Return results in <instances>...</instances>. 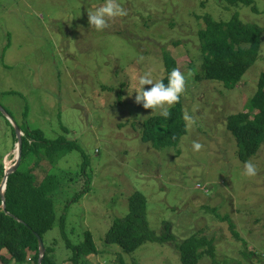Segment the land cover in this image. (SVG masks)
<instances>
[{"label": "rangeland", "instance_id": "obj_1", "mask_svg": "<svg viewBox=\"0 0 264 264\" xmlns=\"http://www.w3.org/2000/svg\"><path fill=\"white\" fill-rule=\"evenodd\" d=\"M104 3L0 0V107L17 126L39 128L49 139L63 134L82 149L59 164L78 173L55 200V223L44 235L45 245L57 241L56 259L71 264L59 227L64 214L72 243L91 233L99 254L87 258L90 264H181L172 242L148 241L132 253L105 243L111 222L127 214L128 198L139 191L157 236L172 233L182 241L201 230L214 237V259L205 256L199 264H264V143L247 160L257 169L248 176L225 127L229 115L246 111L257 90L264 72V31L257 60L235 88L197 78L202 75L197 17L228 21L237 12L243 23L264 28V0H253L257 12L226 0H117L126 14L107 18L97 31L88 11ZM163 50L186 77L182 106L191 120L185 119L186 133L176 146L158 150L142 141V122L163 109H145L135 92L145 73L155 80L165 76ZM193 142L202 148L194 151ZM15 150L0 114L3 167L14 165ZM83 161L92 177L88 184L80 174ZM214 207L220 216L228 215L240 239L229 222L208 211Z\"/></svg>", "mask_w": 264, "mask_h": 264}, {"label": "trees", "instance_id": "obj_2", "mask_svg": "<svg viewBox=\"0 0 264 264\" xmlns=\"http://www.w3.org/2000/svg\"><path fill=\"white\" fill-rule=\"evenodd\" d=\"M226 1L235 8L242 4L257 12L253 0ZM197 18L202 22L197 32L202 75L197 78L221 82L227 89L235 88L258 58L264 28L243 23L237 12L228 21H217L210 14ZM170 25L174 26L173 23ZM178 42H174V46ZM162 61L165 76L161 80L167 84V76L176 68V64L169 52L164 50ZM245 108V112L231 114L225 121V127L237 145L236 155L242 162L254 156L264 143V72L259 77L256 92L248 99ZM168 111L170 114L167 118L153 115L142 122V141L158 150L176 146L186 133L181 95L176 103L169 106ZM6 122L11 129L12 140L16 143L14 128L7 119ZM19 128L23 132L20 162L8 176L4 191L5 210L12 216L2 210L0 198V264H38L37 236L44 244L41 264H60L55 254L57 241L45 245L44 235L55 223V200L63 194L61 187H72L75 177L71 176L78 173L63 170L59 164L73 150L82 152V149L75 140L63 134L49 139L39 128L27 124ZM62 130L67 131L64 127ZM86 166L87 163L83 161L80 174L85 176V183L88 184L92 177L87 175ZM3 175L4 167L0 162L1 179ZM204 192L207 193L208 189L205 188ZM146 208L147 201L141 192L135 191L130 195L127 214L113 219L105 234V243L116 244L126 253H132L148 241L172 242L181 264H199L205 256L214 259V237L203 235L201 230L193 231L182 241H177L172 233L157 236L149 228ZM217 210V207L208 209L221 221L229 222L234 236L240 239L228 215L220 216ZM64 217L62 214L59 227L65 248L72 253L69 261L71 264H90L87 258L99 254L91 233L85 231L79 243H72L65 234ZM249 255H252L251 252Z\"/></svg>", "mask_w": 264, "mask_h": 264}, {"label": "clouds", "instance_id": "obj_3", "mask_svg": "<svg viewBox=\"0 0 264 264\" xmlns=\"http://www.w3.org/2000/svg\"><path fill=\"white\" fill-rule=\"evenodd\" d=\"M88 14L90 26H94L97 31H100L106 27L107 18L125 15L126 12L117 3V0H105L102 6L88 11ZM185 84L186 77L179 68H174L169 72L167 84L163 80H155L151 72L145 73L137 81L136 103L142 104L145 109L155 110L161 108L163 109L161 115L167 118L170 113L164 106H171L179 100L180 95L185 90ZM146 85H151V87L146 89ZM185 119L191 120V117L186 116ZM192 147L194 151H199L202 145L193 142ZM244 167L248 176L256 175V166L250 161L246 162Z\"/></svg>", "mask_w": 264, "mask_h": 264}, {"label": "water", "instance_id": "obj_4", "mask_svg": "<svg viewBox=\"0 0 264 264\" xmlns=\"http://www.w3.org/2000/svg\"><path fill=\"white\" fill-rule=\"evenodd\" d=\"M0 112L5 116L6 119H8L10 121V123L12 124L13 128H14V132H15V136H16V143H15V147H16V161L14 163L13 166H11L10 168H5L4 167V175L1 179L0 182V198H1V208L4 212H6L5 210V198H4V191H5V187H6V181L8 176L10 175V173H12L16 167L18 166L19 162H20V156H21V144H22V136H23V132L22 130L19 128V126L16 125V123L12 120V118L8 115V113L3 110L0 107ZM7 215H10L8 212H6ZM12 216V215H10ZM37 240H38V246H39V257H38V264H41L42 261V257L44 254V244L42 239L37 236Z\"/></svg>", "mask_w": 264, "mask_h": 264}, {"label": "built area", "instance_id": "obj_5", "mask_svg": "<svg viewBox=\"0 0 264 264\" xmlns=\"http://www.w3.org/2000/svg\"><path fill=\"white\" fill-rule=\"evenodd\" d=\"M197 188L200 189V190L205 191V188H206V187H205V186H202V185H200V184H198V185H197Z\"/></svg>", "mask_w": 264, "mask_h": 264}, {"label": "bare ground", "instance_id": "obj_6", "mask_svg": "<svg viewBox=\"0 0 264 264\" xmlns=\"http://www.w3.org/2000/svg\"><path fill=\"white\" fill-rule=\"evenodd\" d=\"M207 191V190H206Z\"/></svg>", "mask_w": 264, "mask_h": 264}]
</instances>
